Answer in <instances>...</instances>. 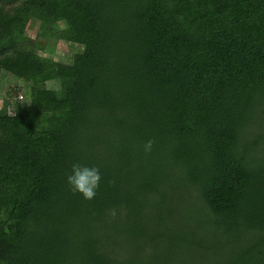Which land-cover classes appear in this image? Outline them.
I'll return each instance as SVG.
<instances>
[{
  "label": "trees",
  "instance_id": "obj_1",
  "mask_svg": "<svg viewBox=\"0 0 264 264\" xmlns=\"http://www.w3.org/2000/svg\"><path fill=\"white\" fill-rule=\"evenodd\" d=\"M48 38L80 63L39 54ZM4 71L30 106L0 107V264L190 244L264 264V0H0V86ZM73 163L99 169L93 199Z\"/></svg>",
  "mask_w": 264,
  "mask_h": 264
},
{
  "label": "rangeland",
  "instance_id": "obj_2",
  "mask_svg": "<svg viewBox=\"0 0 264 264\" xmlns=\"http://www.w3.org/2000/svg\"><path fill=\"white\" fill-rule=\"evenodd\" d=\"M40 26V21L36 18L29 20L28 25L25 29L26 35L35 38ZM44 42V48L37 50V52L44 56H49L55 60L66 62L69 64H79L81 61V56L83 52V47L77 44H73L65 40H57L53 38L41 39ZM3 81L0 86V107L2 106L5 99L9 97L10 107L12 110H21L23 108H29V88L28 85L15 79L9 72H3L1 75ZM48 86L59 88L57 81H51ZM10 93V94H8ZM190 202V200L188 201ZM128 242V241H127ZM188 248L186 251H180L172 253L161 258L153 260V257L159 255L157 252H143V250H138L139 256L143 255L144 264H220L219 257H222L221 253L213 254L208 253L200 248L196 244H190L186 246ZM182 252V253H181ZM135 253L133 251L123 250L121 252V259L126 260L127 258H133Z\"/></svg>",
  "mask_w": 264,
  "mask_h": 264
},
{
  "label": "clouds",
  "instance_id": "obj_3",
  "mask_svg": "<svg viewBox=\"0 0 264 264\" xmlns=\"http://www.w3.org/2000/svg\"><path fill=\"white\" fill-rule=\"evenodd\" d=\"M152 141L148 140L144 149L151 151ZM67 184L73 192H79L86 200H91L96 196L97 189L100 186L101 174L95 166H86L79 163H73L71 173L66 178ZM115 216V211L111 213Z\"/></svg>",
  "mask_w": 264,
  "mask_h": 264
}]
</instances>
